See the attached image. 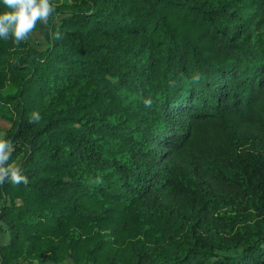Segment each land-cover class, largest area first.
<instances>
[{"label": "trees", "instance_id": "1", "mask_svg": "<svg viewBox=\"0 0 264 264\" xmlns=\"http://www.w3.org/2000/svg\"><path fill=\"white\" fill-rule=\"evenodd\" d=\"M53 3L0 39V264H264V0Z\"/></svg>", "mask_w": 264, "mask_h": 264}, {"label": "clouds", "instance_id": "2", "mask_svg": "<svg viewBox=\"0 0 264 264\" xmlns=\"http://www.w3.org/2000/svg\"><path fill=\"white\" fill-rule=\"evenodd\" d=\"M54 7L53 0H0V39L25 40L38 21L47 23ZM12 152V143L0 135V184L27 183L21 169L10 162Z\"/></svg>", "mask_w": 264, "mask_h": 264}, {"label": "rangeland", "instance_id": "3", "mask_svg": "<svg viewBox=\"0 0 264 264\" xmlns=\"http://www.w3.org/2000/svg\"><path fill=\"white\" fill-rule=\"evenodd\" d=\"M28 39H30L34 44H37L38 41L41 40L40 35L38 34V31L34 30L27 36ZM0 125L2 127H6L7 123L0 119ZM7 238L6 234H4L2 231H0V241H3Z\"/></svg>", "mask_w": 264, "mask_h": 264}]
</instances>
